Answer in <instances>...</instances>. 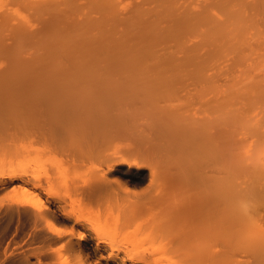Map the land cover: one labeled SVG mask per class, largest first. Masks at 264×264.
<instances>
[{"label": "bare ground", "instance_id": "obj_1", "mask_svg": "<svg viewBox=\"0 0 264 264\" xmlns=\"http://www.w3.org/2000/svg\"><path fill=\"white\" fill-rule=\"evenodd\" d=\"M50 1L16 0L40 25L7 27L32 60L0 44L17 53L0 56V264H264V75L234 91L211 73L230 48L242 56L264 0H163L131 40L84 29L115 67L75 54L67 32L47 41L61 21Z\"/></svg>", "mask_w": 264, "mask_h": 264}, {"label": "rangeland", "instance_id": "obj_2", "mask_svg": "<svg viewBox=\"0 0 264 264\" xmlns=\"http://www.w3.org/2000/svg\"><path fill=\"white\" fill-rule=\"evenodd\" d=\"M16 1V0H15ZM15 1L14 0H0V35L1 34H3L2 35V38L0 37V44H2V45H4V47L5 48H8V49H10V51H12V50H14L15 49V47H16V49L14 50V51H19L18 50V46H17V44L16 43H18V42H16V41H19L18 40V38L17 37H14V36H10V34L8 33V31H7V27L8 26H12V27H8V28H14V27H17V26H19L18 24H22V23H25V22H29V23H31V27H30V29L28 30L29 32H31L32 33V31H31V29H32V25L34 26V25H40L39 23V21H38V23L37 22H35L34 20H36V18H37V20H38V13H37V11H38V9L36 10L35 9V7H37V6H35L34 4L33 5H29V8L27 7V6H25L26 7V9H22L24 6L23 5H21V4H19L18 2L17 3H15ZM34 1V0H33ZM37 1V0H36ZM44 1H47V0H44ZM198 1H200V0H179L178 1V7H188L192 12H194L193 11V7L195 6V4L198 2ZM207 2H205V3H203L201 6L202 7H200V9H199V11L198 12H202L203 10H205V9H207V10H210V9H212L213 7H216V3H217V0H206ZM51 3H49L48 5L49 6H52V5H56V7L59 9V11L58 12H60V13H58L57 11L56 12H54L53 11V13H56V15H58L57 17L60 19V17H61V21H60V24L59 25H61V28L59 27V25H57L55 28H56V31L54 32L53 31V29L51 30V33L49 34V32L47 33V35H45L46 36V38H47V41L48 42H50V40L53 42V44H55V45H59L60 43H57V42H59L56 38H59V40L61 39V37L60 36H58L60 33L63 35V34H66L65 32H67V34H69V36H71L69 39L70 40H72V44H71V47H73L72 49H73V52L75 53V54H77V51L78 50H85L86 51V49L89 51V55L92 57V59L94 60V61H96V62H94V63H98V65H102V66H107V67H115L116 65H118L117 64V62L115 61V59H106V57H107V55L105 54V53H103L104 52V50H106L107 51V49L106 48H104V47H102L101 49L99 48V47H97V45H98V43L97 44H95V45H93V44H91V45H89L88 47L87 46H85L84 47V39L85 38H82V39H80V38H78V36L82 33V31H84V29H85V31H86V33H88L89 32V34H90V32H91V35H89V36H91L92 38H96V37H99V35L98 34H100V36L102 35V32H103V34L105 33V37H109V35L111 34H113L114 33V28H113V25L115 24V25H118V28H117V26H116V30H119V31H121V32H119L118 34H117V36H114V38L115 37H119L120 39H125V40H131L132 38V36H130V38L128 37L129 35V30L128 29H130L131 28V26H132V21H134V20H140V16H143V17H145V18H143L142 20H149L148 18H150V21L151 20H156V21H158V19L160 18L159 17V15H161L162 16V13L164 12V10H163V8H161L160 6H163V0H114V5H113V7L112 8H110V10L108 11V12H106V11H104L102 8H101V6L100 5H93V3H92V0H51L50 1ZM68 2H72L74 5H75V7H76V10H74V11H71V10H68L67 8H66V5H67V3ZM141 3H142V5H141ZM45 4H47V3H45ZM16 5V6H15ZM22 8H21V7ZM30 6H33V9H32V7H30ZM59 6V7H58ZM78 6V7H77ZM91 6V7H90ZM95 8H94V7ZM24 7V8H25ZM63 7V8H62ZM93 7V8H92ZM156 7H158V8H156ZM29 10H28V9ZM203 8V9H202ZM144 9V10H143ZM156 9V10H155ZM161 10H163V11H161ZM36 11V13H34ZM157 11H159L158 12V14L159 15H157V16H155L156 15V13H157ZM161 11V12H160ZM70 12V13H69ZM77 12V13H76ZM138 12H140V15H138L137 13ZM197 12V13H198ZM13 13V14H12ZM64 13V14H63ZM161 13V14H160ZM2 14H4V15H2ZM7 14H9V15H7ZM12 14V15H11ZM33 14H34V16H33ZM36 14V15H35ZM3 16V19H2V16ZM148 16V18H147V16ZM155 17H154V16ZM7 17V19L9 20V18L11 17V21H9V22H11L9 25H6L5 24V26H4V23L5 22H8V20L5 18V17ZM10 16V17H9ZM36 16V17H35ZM9 17V18H8ZM12 17H14V18H12ZM136 17V18H135ZM152 17V18H151ZM4 18L7 20H4ZM156 18V19H155ZM112 19H115L116 20V22L117 23H113L112 22ZM255 19V18H254ZM3 20H4V22H3ZM147 20H146V22H147ZM63 21V22H62ZM143 21V22H144ZM150 21H148L147 23H143V25H145V26H149V25H151V23H150ZM154 21H152V22H154ZM1 22H3V24L1 23ZM61 22L63 23V24H61ZM87 23H91V24H87ZM264 22H262V24H263ZM8 24V23H7ZM15 25L14 27H13V25ZM156 24V22H154L152 25H155ZM261 24V23H260ZM259 25V30L256 32V33H254V34H250L249 35V37H247L248 38V40H247V42H246V44L245 45H243V46H240L241 48H242V51H243V49H244V51H243V54H242V56L240 57V58H237L238 56H236V58H237V60L235 59V55H237V54H235V53H237L238 51H237V49H236V52H235V49L234 48H237L235 45V47L234 48H230V53H232V51H233V53L231 54V57L232 58H229L230 56H228V54H230L228 51L226 52V53H224V55H226V56H224V55H220V57L218 58V59H215V63H213V64H215V65H213L214 66V69H213V71L211 70V73H216V74H214L215 75V79H217V78H219V77H222L223 79H225L228 75H229V79H226V81L225 82H229L228 84H230V83H232V84H230V85H227L228 87H230L231 88V86L232 85H234L235 84V87H236V85H237V87L236 88H234V86H232V90L234 89V91H236V90H238L237 88L238 87H242L243 86V84H245V88L246 89H244V87L241 89V90H247V88H249L248 87V85H250V87L251 86H258V85H260V84H262L261 86H263V80H262V78H263V76L262 75H264V24L263 25ZM23 25V24H22ZM73 25V26H72ZM93 26V28H90V27H92ZM95 25L97 26V28H95ZM110 25V26H109ZM2 26H4L5 27V31H4V29H3V27ZM71 26V27H70ZM58 27V28H57ZM88 29H87V28ZM3 30H2V29ZM64 28L66 29V31L64 30ZM76 28H78V30L76 29ZM90 28V29H89ZM113 28V29H112ZM57 29H58V33H57ZM73 29V30H72ZM112 31H111V30ZM1 30H2V33H1ZM55 30V29H54ZM64 30V31H63ZM94 30H96V31H94ZM127 30V31H126ZM7 31V32H6ZM71 31H73V33H71ZM94 31V32H93ZM99 31V32H98ZM107 31H111V32H106ZM126 31V32H125ZM4 32L6 33V35L4 34ZM64 32V33H63ZM125 32V33H124ZM127 32H129L128 34H127ZM31 33L29 34L28 32L26 33L27 34V36L29 35H31ZM83 33H85V32H83ZM108 33H110V34H108ZM124 33V35H122V38L120 37L121 36V34H123ZM52 34H54V35H52ZM60 34V35H61ZM73 34V35H72ZM108 34V35H107ZM8 35V36H7ZM61 35V36H62ZM93 35V36H92ZM107 35V36H106ZM55 36V37H54ZM65 36V35H64ZM73 36V37H72ZM95 36V37H94ZM6 37V39L8 40V41H5L3 38H5ZM53 37H54V39H53ZM63 37V36H62ZM90 37V38H91ZM13 38V39H12ZM87 38V37H86ZM89 38V37H88ZM129 38V39H128ZM3 39V40H2ZM12 41H11V40ZM68 39V40H69ZM78 39H80V40H78ZM54 40V41H53ZM70 40L69 41H67V42H70ZM134 40V39H133ZM3 41H5V42H3ZM13 41H14V43L16 44H13L14 45V47L12 46V43H13ZM55 42V43H54ZM78 43V44H77ZM9 45V46H8ZM157 46V44L155 45V47ZM163 46H165L164 44H162V43H160L159 44V48H155V50L156 49H158V50H160V47L162 48ZM2 47V49H3V46H0V48ZM13 49H12V48ZM82 48V49H81ZM2 49H0V52L2 51ZM25 49V50H24ZM31 49V50H30ZM24 50V51H23ZM23 50L21 49L20 51H19V53L17 54V53H14V54H17V57H15L14 56V54H12L14 51H12V55L14 56L13 58L11 57L12 55H10V59L12 58V60L14 59V58H17V59H21L20 57L22 56V59H26V60H32L33 59V57H34V55H36V49H35V47H33V45H29V46H27V48H23ZM116 50V49H115ZM114 50V52L115 53H117V51H115ZM226 50V49H225ZM228 50V49H227ZM16 51V52H17ZM21 52V53H20ZM224 52V51H223ZM246 52V53H245ZM2 54L0 55V56H3L4 55V53H3V51L1 52ZM91 53V54H90ZM103 53V54H102ZM21 56H20V55ZM245 54V55H244ZM102 55H106V56H102ZM244 55V56H243ZM73 56V55H72ZM101 56V57H100ZM228 56V57H227ZM4 57H5V55H4ZM105 58V60H104V58ZM3 57H0V66L2 65V63L3 62H5V61H7V60H10L9 58H8V56H6L5 58L7 59H5V58H3ZM73 58H75V57H73ZM228 58V59H227ZM2 59V60H1ZM5 59V60H4ZM232 59V60H231ZM239 59H241V60H239ZM73 60V59H72ZM231 60V61H230ZM234 60H236L235 62H237L238 60V63L236 64V65H233V63H234ZM225 61H226V63H225ZM229 61V62H228ZM113 62V63H112ZM220 64H223V65H220ZM239 65H241V66H239ZM215 66H216V68H215ZM219 66V67H218ZM233 66V67H232ZM246 67V68H245ZM238 68H240L241 70H244V72H242L243 73V76L242 77H240V78H238L239 77V75L238 76H236L237 74H239V72L237 71L238 70ZM227 69H229V70H227ZM230 69H232V71L230 70ZM235 69V70H234ZM247 70V71H246ZM215 71V72H214ZM218 71V72H217ZM220 71V72H219ZM228 71H230V72H228ZM236 71V72H235ZM226 73V72H228V73H226L227 75H225L224 73ZM234 73V75H233V77H231V75ZM245 72H246V74H245ZM222 73H223V75H222ZM249 74V75H248ZM251 74V75H250ZM221 75V76H220ZM248 76H249V78H248ZM251 76V77H250ZM225 77V78H224ZM244 77H245V80H243L244 79ZM256 77V78H255ZM231 78V79H230ZM248 78V79H247ZM253 78H255V80H253ZM229 80V81H228ZM241 80V81H240ZM243 80V81H242ZM251 80H253V81H251ZM248 81L250 82V83H248ZM258 82L257 84L255 83V82ZM222 83V84H227V83ZM235 82V83H234ZM261 82V83H260ZM241 83V84H240ZM247 83H248V85H247ZM253 83V84H252ZM239 84V85H238ZM252 84V85H251ZM247 85V86H246ZM229 88V90L231 91V89ZM236 89V90H235ZM240 90V91H241ZM234 91H232V92H234ZM52 160H51V163H49L48 162V166H47V168H54L53 167V165H54V160H53V158H51ZM56 168V167H55ZM139 183V182H138ZM144 184H141V183H139L138 184V186H143Z\"/></svg>", "mask_w": 264, "mask_h": 264}]
</instances>
